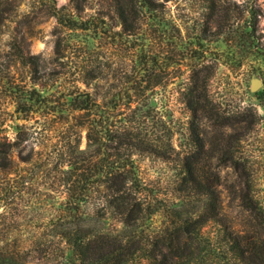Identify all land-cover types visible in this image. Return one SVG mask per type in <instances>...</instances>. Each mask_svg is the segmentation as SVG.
Masks as SVG:
<instances>
[{
    "label": "rangeland",
    "instance_id": "obj_1",
    "mask_svg": "<svg viewBox=\"0 0 264 264\" xmlns=\"http://www.w3.org/2000/svg\"><path fill=\"white\" fill-rule=\"evenodd\" d=\"M149 1L0 0V249L23 264L70 257L68 155L96 164L106 126L142 212L126 228L95 184L75 214L91 234L159 246L189 222L190 264H264V0ZM76 98L98 106L85 123Z\"/></svg>",
    "mask_w": 264,
    "mask_h": 264
},
{
    "label": "trees",
    "instance_id": "obj_2",
    "mask_svg": "<svg viewBox=\"0 0 264 264\" xmlns=\"http://www.w3.org/2000/svg\"><path fill=\"white\" fill-rule=\"evenodd\" d=\"M144 1L150 9L155 10L153 2ZM119 17L122 23L126 22L124 13H120ZM59 21L63 23L61 18ZM70 106L71 111L80 113L77 115L76 121L79 120L83 123H85L84 118L88 116L89 111L92 108H98L95 103H91L88 99L78 100L77 98L71 102ZM103 118L101 117V119ZM90 129L88 128L86 138L99 140L97 133L95 137L91 138ZM104 136L115 139L113 143L115 145H108L109 151L105 152L96 164L90 166V161L84 159L83 155L73 157V154L69 152L67 163L70 165V170L64 172V175L68 177L66 184L68 196L65 201L67 215L62 220L69 219L70 221L60 225L58 235L64 241L65 250L70 252V257L67 259L61 256V260L64 264H190L192 253L189 250L188 242L192 239L198 241L202 239L199 234L198 238L193 236V232H191L196 224L186 223L182 236H178V234L168 235L160 242L159 246L148 244L146 247H140L139 239L134 235L118 236V234L103 232L91 234L92 232H89L88 228L82 224L83 221L76 218L75 214L79 211V206L92 199L90 192L92 191L91 187L95 184H100L97 186L102 189L97 198L100 201L102 211L116 216L120 215L126 228L135 226L141 215L140 203L134 201L136 200L134 196H130L125 189L127 182H129L130 173L118 169V127L109 128L106 126ZM101 138L103 137L101 136ZM6 153H8L7 149L0 151V170L8 172L11 159L6 156ZM185 167L187 168V182L200 189V179H198L199 174L196 168L186 163ZM136 179L134 181L137 183ZM204 191L210 198L209 212L212 214L216 209L215 200L212 193L205 190V187ZM208 219L210 218H204L197 222L199 230L204 227ZM259 251L262 253L260 260L264 263V251L262 252V249ZM255 253L253 255L257 256L258 252L255 251ZM46 258L50 260L49 257ZM0 264L23 263L16 259L13 253L0 249Z\"/></svg>",
    "mask_w": 264,
    "mask_h": 264
}]
</instances>
